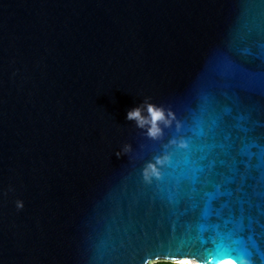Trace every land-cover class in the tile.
I'll list each match as a JSON object with an SVG mask.
<instances>
[{"label":"water","instance_id":"1","mask_svg":"<svg viewBox=\"0 0 264 264\" xmlns=\"http://www.w3.org/2000/svg\"><path fill=\"white\" fill-rule=\"evenodd\" d=\"M146 97L175 117L156 140L124 119ZM181 137L186 150L169 144ZM169 152L145 183L144 165ZM8 186L0 264L207 261L197 220L264 261V0H0Z\"/></svg>","mask_w":264,"mask_h":264},{"label":"clouds","instance_id":"2","mask_svg":"<svg viewBox=\"0 0 264 264\" xmlns=\"http://www.w3.org/2000/svg\"><path fill=\"white\" fill-rule=\"evenodd\" d=\"M124 119L130 121L134 126L140 129L143 135L149 139L156 140L163 134V129L168 128L175 121V117L170 110H166L161 106L150 102L149 98H144L138 104L130 107L124 114ZM175 129H180L179 122L175 123ZM169 144L175 145L177 148L184 147L182 138L169 140ZM130 151V146L124 144L118 151L113 154L117 159ZM168 156L163 155L155 157L144 165L141 170L142 179L149 184L153 179H159V168L167 163ZM13 191L12 186H8L6 190L0 189V196L6 192ZM14 207L17 211L24 207V202L20 199L14 200ZM143 264H236L231 257L227 255L210 256L207 261L197 259L188 254L176 255L165 253L163 255H155L153 257H145ZM239 264H247L246 261H240Z\"/></svg>","mask_w":264,"mask_h":264},{"label":"snow or ice","instance_id":"3","mask_svg":"<svg viewBox=\"0 0 264 264\" xmlns=\"http://www.w3.org/2000/svg\"><path fill=\"white\" fill-rule=\"evenodd\" d=\"M177 133H179V130L177 131ZM181 138L183 140L184 147H182V148L176 147V148L179 150L188 149L189 144H190V139L187 137H181ZM167 156H168L167 163L159 168V172H160L159 179H153L150 183L160 182L163 178L164 170L171 166V164L173 162V154L171 152H169L167 154ZM217 187H219V186H217ZM212 201L213 200L206 201L207 207L201 216V219L204 221L209 220L210 216L212 215V213H211ZM232 214L235 215L236 213H232ZM215 215H216V213H215ZM241 215H242V213H241ZM216 217H217V220H219L217 215H216ZM196 226L200 230V232L209 231V229H211L210 236L208 237V239L215 246V248H214V252L208 253L209 255H211V256L227 255V256L231 257L234 261H236V264H239V262L242 260L246 261L247 264H264V261H262L260 259V257L257 256V254L255 252H249L247 254L237 255V254H234V252L232 250L228 249L225 246H218V240H219L220 235H221L219 223H206V222H200V220H197ZM192 256L196 258V255H192Z\"/></svg>","mask_w":264,"mask_h":264}]
</instances>
